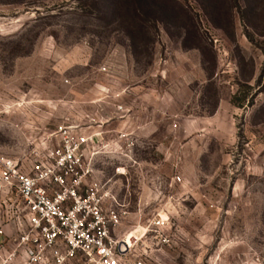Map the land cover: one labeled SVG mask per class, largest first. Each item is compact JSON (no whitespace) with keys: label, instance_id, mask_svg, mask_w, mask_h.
<instances>
[{"label":"rangeland","instance_id":"1","mask_svg":"<svg viewBox=\"0 0 264 264\" xmlns=\"http://www.w3.org/2000/svg\"><path fill=\"white\" fill-rule=\"evenodd\" d=\"M128 2L0 0V157L92 136L99 102L86 182L119 204L112 236L133 235L123 264H264V0Z\"/></svg>","mask_w":264,"mask_h":264},{"label":"built area","instance_id":"2","mask_svg":"<svg viewBox=\"0 0 264 264\" xmlns=\"http://www.w3.org/2000/svg\"><path fill=\"white\" fill-rule=\"evenodd\" d=\"M114 63L110 59L100 71L108 76L116 74ZM98 103L93 102L97 107L92 136H74L72 130H79V126L62 128L60 144L45 154H36L33 161L0 157V189L18 195L26 222L24 230L21 221L17 223L13 234L16 248L5 264L16 260L19 251L23 264H68L78 257L89 264H123L131 254L133 247L127 244V237L115 238L111 233L122 223L116 198L104 187L86 182L90 172L85 169L84 153L90 142L95 144L101 137L97 129L108 123ZM117 111L126 113L121 106ZM13 210L20 216L17 206ZM4 237L0 227V238ZM122 243L127 247L125 253L119 251Z\"/></svg>","mask_w":264,"mask_h":264},{"label":"crops","instance_id":"3","mask_svg":"<svg viewBox=\"0 0 264 264\" xmlns=\"http://www.w3.org/2000/svg\"><path fill=\"white\" fill-rule=\"evenodd\" d=\"M1 192L0 193L2 195H7V194H10V193H12L14 191H5V190L1 189ZM15 207L16 206H11L10 208H6L7 210L4 211V207L2 205H0V227H2L4 232H5V237L3 238L4 240H3V242L1 244H3L4 249H5V244L6 243H12V245L14 246L13 234H14L15 227H16L17 223L19 221H21V216L22 215L16 216L14 214V210L13 209ZM19 224H21V222H19Z\"/></svg>","mask_w":264,"mask_h":264},{"label":"trees","instance_id":"4","mask_svg":"<svg viewBox=\"0 0 264 264\" xmlns=\"http://www.w3.org/2000/svg\"><path fill=\"white\" fill-rule=\"evenodd\" d=\"M126 2L129 3L128 0H115V2ZM135 5H137L138 9L139 7H142L147 13L152 14L156 9H158L155 6L154 0H132ZM136 10V9H135Z\"/></svg>","mask_w":264,"mask_h":264},{"label":"water","instance_id":"5","mask_svg":"<svg viewBox=\"0 0 264 264\" xmlns=\"http://www.w3.org/2000/svg\"><path fill=\"white\" fill-rule=\"evenodd\" d=\"M126 250H127V247H126V245L124 243H122V244L119 245V251L121 253H125Z\"/></svg>","mask_w":264,"mask_h":264},{"label":"bare ground","instance_id":"6","mask_svg":"<svg viewBox=\"0 0 264 264\" xmlns=\"http://www.w3.org/2000/svg\"><path fill=\"white\" fill-rule=\"evenodd\" d=\"M133 238V235H131L129 238H126L127 244L131 246L130 240ZM132 247V246H131Z\"/></svg>","mask_w":264,"mask_h":264}]
</instances>
